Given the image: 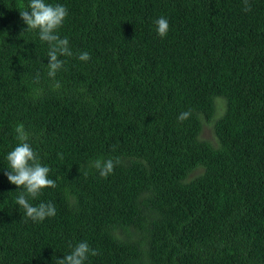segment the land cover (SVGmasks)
Here are the masks:
<instances>
[{"label":"trees","instance_id":"1","mask_svg":"<svg viewBox=\"0 0 264 264\" xmlns=\"http://www.w3.org/2000/svg\"><path fill=\"white\" fill-rule=\"evenodd\" d=\"M29 2L0 0V264L84 241L85 264H264V0H45L68 9L55 80ZM18 124L56 182L29 200L55 206L42 222L5 175Z\"/></svg>","mask_w":264,"mask_h":264},{"label":"clouds","instance_id":"2","mask_svg":"<svg viewBox=\"0 0 264 264\" xmlns=\"http://www.w3.org/2000/svg\"><path fill=\"white\" fill-rule=\"evenodd\" d=\"M243 11H251L249 0H244ZM19 15L27 25L28 30H38L39 39L48 43L47 75L55 80L57 72L64 64V61L59 57L73 55L68 38H61L58 35V30L68 16V9L61 4L46 3L45 0H30L27 8L19 10ZM155 24L157 34L161 38H165L170 27L168 19L160 17L155 21ZM90 58V54L86 51L81 52L78 56L79 60L85 62ZM36 81H39V73H37ZM60 87L61 84L58 81L53 84L54 89ZM190 115V111H185L180 114L178 119L184 121ZM15 133L19 143L7 154L9 170L5 172V175L10 183L24 190L17 196L16 204L24 209L26 217L33 222H42L46 218L56 215L55 206L51 202H41L38 206H33L29 200L38 198L44 188H55L56 182L49 178L50 168L41 164L38 153L28 143L29 133L24 129L23 124H18L15 127ZM120 162L119 158H116L115 161L111 158L107 160L96 159L91 166L99 171L101 177L107 178ZM69 247L72 248L70 254L58 259L57 264H85L90 255L97 256L100 254L98 250L91 248L86 241L79 242L74 247L70 244Z\"/></svg>","mask_w":264,"mask_h":264},{"label":"rangeland","instance_id":"3","mask_svg":"<svg viewBox=\"0 0 264 264\" xmlns=\"http://www.w3.org/2000/svg\"><path fill=\"white\" fill-rule=\"evenodd\" d=\"M201 138L212 141V142L214 141V133L212 131L211 125L204 126L202 133H201Z\"/></svg>","mask_w":264,"mask_h":264}]
</instances>
